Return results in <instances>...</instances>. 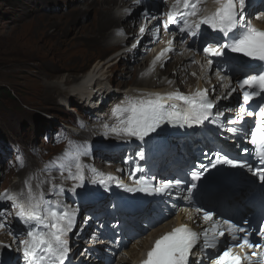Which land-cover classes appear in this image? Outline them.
I'll use <instances>...</instances> for the list:
<instances>
[{
    "label": "snow or ice",
    "instance_id": "1",
    "mask_svg": "<svg viewBox=\"0 0 264 264\" xmlns=\"http://www.w3.org/2000/svg\"><path fill=\"white\" fill-rule=\"evenodd\" d=\"M206 2L172 0L168 4V0H164L168 11L161 16L166 19L147 12L144 13V19L148 23L161 20L151 30L157 39L161 27L168 31L170 26H174L167 47L152 61L150 71H155L157 64L163 67L167 62V54L176 51L174 41L177 35L182 38L181 43L185 42V35L203 37L206 33L201 31L202 26L219 34L212 37L213 42L207 39L202 42L201 51L205 63L196 60L193 52L189 64L184 66L199 65L203 80L211 87L197 86L188 93L177 89L167 93L150 92L127 96L110 109V123L104 124L105 134L127 140L135 138L143 144L153 134L159 135L166 124L191 128L207 121L250 144L251 148L244 147L241 151L245 156L254 155L261 166L254 168L247 160L230 157L221 149L213 153L214 159L209 158L207 165L200 163L182 175L158 183H152L156 180L155 176L140 175L138 178L133 177L134 186H128L117 177L86 164L83 158L89 155L87 145L72 146L70 142V147L61 156L45 166L49 173L53 169L59 172L61 183H56V177L50 175L46 179L29 177L20 192L0 193V203L10 204L15 210V217L24 226L22 233L13 234L9 230L14 242L18 241L17 250L22 252L24 264H65L71 251L68 234L75 226L79 209L66 205L60 197L66 191L75 194L77 189L84 187L88 172L92 174L90 182L93 184L99 183L107 188L110 183H117L125 191L133 193L171 196L172 191L176 190L179 196L187 185L182 199L190 205L193 203V194L198 191V183L218 165L246 168L264 183V28L253 23V20H264V12L249 15L246 8L250 0H212L216 7L211 12L203 6ZM135 3L139 5L141 0H135ZM146 30L147 25L139 28L141 36ZM188 50L192 52V49ZM227 53L238 54L258 64H244ZM213 58H216L215 61ZM225 64L232 69L229 74H225ZM238 72H243L242 78L237 75ZM191 75L196 76L197 73L192 72ZM213 76L215 84L212 83ZM167 83L172 85L174 81L168 80ZM234 93L237 95L233 96ZM230 99L233 106L221 103ZM232 113V116L226 115ZM246 117L253 119L249 122ZM135 155L139 160L146 159L143 147ZM134 172L143 173L144 169L137 165ZM33 179L38 180L35 188ZM64 181H70L71 186L65 188ZM44 184L49 185L48 191L54 194V199L45 198ZM179 211L181 209L173 204L164 219ZM194 213L196 219L189 214L187 220L192 221L195 228L189 223H182L163 234L155 240L141 264H264V224L257 232L259 240H252L253 230L242 226L249 224L247 219L234 222L232 218H224L222 214L218 215L217 211L206 209L204 205L195 207ZM10 215L12 213L7 208L0 209V230L10 228L7 222ZM163 222L161 219L155 223ZM21 235L25 238H21Z\"/></svg>",
    "mask_w": 264,
    "mask_h": 264
},
{
    "label": "rangeland",
    "instance_id": "2",
    "mask_svg": "<svg viewBox=\"0 0 264 264\" xmlns=\"http://www.w3.org/2000/svg\"><path fill=\"white\" fill-rule=\"evenodd\" d=\"M85 1L0 0V193H4L5 191H15L14 193H17L16 189L19 191L23 190L25 188V180L29 177L46 179L50 175L51 177H56V183H61L59 172L53 169L49 173L45 166L61 156L70 147V142L72 146L87 145L89 155L83 158L84 162L90 166H94L105 174H109L104 172L105 170L110 169L114 171L110 165H119L117 161L115 163L114 161H110L111 159L122 158L123 160L124 154L127 155V152L110 155L111 148L109 146L112 142H98L100 139L90 132V127L100 128L103 126V118L96 116L90 109L87 110L85 104L81 101L83 98L73 96L72 101H69L67 104L62 103V93L46 84V82L49 83L60 79L64 81L67 74H71L70 76L76 75L78 76L77 79H80L97 60L105 59L106 57L112 59L117 55L111 53L117 50L120 45H112L113 43L110 42L112 41V34L110 32L113 33L112 29L116 25H128L127 22H125L126 24L120 20L118 22V16L116 15L121 8L122 0L105 3L113 11V19H111L105 30V41L109 45H112V47L106 45V43L95 44L92 37H89L98 31V14L94 9L85 8ZM102 1L98 0L97 5L101 4ZM262 1L250 0L249 5H251V8L256 7L253 14L264 9V4H260ZM157 2L160 3V1ZM126 4L123 3L122 7L126 6L128 8L129 5ZM78 5L82 6L81 11L74 10ZM164 6L165 4L162 3L161 7L164 8ZM61 21H66V24L69 23L67 21L71 23L70 28L72 29L69 28L65 35L59 34L61 29L57 26V23ZM87 23H90L91 26L89 30L84 31L85 36L76 38L74 35L78 27ZM156 25L158 24L156 23ZM135 29L136 24L133 27L130 42L134 39H137L136 41L139 40L136 34H133ZM162 34L158 35L159 39H157L152 32L150 36L154 40L151 41L150 47H157L160 44ZM65 39L68 40L60 42V40ZM70 39L72 40L71 42H69ZM186 47L191 49L189 45ZM105 49L109 50L106 53H101ZM140 49L139 53L136 51L135 55L133 54L132 56L131 54L129 58H125L121 63H117L112 67L109 71V77L102 81L104 83L108 81L105 87L110 88V90L124 89L131 86L133 81L140 77L146 67L144 64L148 62L146 58L150 52L145 49L144 45ZM130 50H133V47ZM184 54L189 53H186L182 49L173 53V56L167 60V63L163 67V71L167 72L168 66L173 63L176 56ZM198 54L201 55L200 53ZM73 56L84 59H88L91 56L96 57H92V59L86 62L84 68L79 69L71 65V67L68 66L69 62L67 58H72ZM136 57H139V59L136 60ZM60 65L68 67L65 70L66 72L60 71L55 73L60 68ZM191 69L192 66L187 67L185 71L188 73ZM197 75L194 76V83L183 85L178 90L188 93L197 86L201 88L211 87V85H207L205 82L199 83ZM124 80H127L126 83L121 84V81ZM167 81L168 79L163 80L162 86H165ZM192 86L193 89H190ZM235 95L236 93L233 96ZM52 97L53 99H51ZM229 102L232 103V100L227 101V103ZM69 122L77 125L72 129L73 131ZM101 141H106V139ZM125 141L131 143L130 140ZM132 146L137 148V145ZM95 153L100 157H97ZM94 159L97 162H94ZM21 160L23 166H21ZM87 175L88 179L85 181L83 194H87V192L92 193V190L95 189H98V191L109 189L108 187L105 189V186L99 183H91L90 181L93 178L91 172H88ZM37 183V179L32 180L34 188ZM64 186L65 188L70 187L69 182L64 181ZM43 188L46 191L49 185L44 184ZM69 193L68 191L64 193L66 201L63 198L64 195L60 199L65 204L67 203L66 205L77 208L80 200L69 197ZM81 204L85 207L81 210V214L80 212L78 214L81 216V220H84L88 216L84 214H87L85 212L89 208L86 205L89 204L86 201H81ZM4 208H7L12 214L15 211L10 207V204L0 203V209ZM7 222L12 228L16 227L17 230L21 228L18 224L19 221L13 215L8 216ZM88 225L90 227L85 228V235L77 237L79 239L77 242L80 241L81 246L88 240L86 235L87 230H91V223L85 222L83 225V228ZM149 229H147L145 234L150 233ZM9 230L10 228L0 230V249L4 250L7 248L3 245H10V248L7 250L13 249L16 251L18 245L15 244L16 247H14L7 242ZM133 242V240L129 242V245L117 254H115L116 252L112 253L109 257L105 255V260L102 264H117L119 259H121L122 251L130 249ZM79 245L76 246L79 247ZM74 247L72 248L74 249ZM78 247L74 249V253L80 254L81 252ZM16 252L20 251L17 250ZM87 255H82L84 261L92 256L88 253ZM98 255H100V252ZM113 255H115L113 260L109 261ZM91 258L93 259V257Z\"/></svg>",
    "mask_w": 264,
    "mask_h": 264
},
{
    "label": "bare ground",
    "instance_id": "3",
    "mask_svg": "<svg viewBox=\"0 0 264 264\" xmlns=\"http://www.w3.org/2000/svg\"><path fill=\"white\" fill-rule=\"evenodd\" d=\"M97 1L98 0H86L85 1V8L94 9V11L98 14V27H99L98 31L89 36L90 38L92 37V39L94 40V43L95 44H97V43L98 44L99 43L105 44L106 43V45L111 46V47H112V45L121 44V43H123V41L121 40L120 36H122L123 34L132 33L133 32V24H135L138 21L139 22L138 27H136L133 34L134 35L136 34V36H137V38H139V40L137 42L136 41L137 39H134V40L132 39L133 40L132 42L135 43L136 46L133 47V50H127L126 51L124 48H126L128 46V44L122 45L120 48H118L113 53H111V54H115V55L117 54L114 58L109 59L106 57L105 59L97 60L94 63V65L85 73V75L80 77V79H77L78 76H76V75L70 76L71 74H69V75L67 74L64 81H63V79H60V80H55V81L49 82V83L46 82V84H48V86L52 87L54 90H57V91L59 90L60 93H62V95H63L62 96V103L67 104L69 101H72L73 96H79L80 98H83V99H81V101L83 102V104H85V107L87 108V110L91 109L96 116L100 115V117L103 118V122L101 121L103 126L100 125L101 126L100 128L90 127L89 128L90 132H92L100 140L106 139V141L108 142V141H114V140L122 139V138H118V137L113 136V135H106L105 134L106 129L104 128V124L110 123V119H109L110 109L115 104L121 102L125 97L135 96V95H138L140 93H150V92L167 93V92L177 90L180 87H182L183 85H190V84L194 83L195 77L191 75V73L193 71L197 72V74H198L197 76L199 77L198 78L199 83L205 82V81L202 78V71H201V68L199 65L192 64L191 65L192 69L190 70V72L187 73L185 71L186 68L184 66L189 64L190 58H191L193 52L191 54L189 52V54H184V55H181L178 57L176 56L173 63H171L168 66L166 73L163 71L164 70L163 67L165 66V64L167 62L164 63L163 67H161L160 64H157L155 67V71H150V69L152 67V61L155 59V57L164 48L167 47V41L169 39H171L170 34H168L167 31H164L163 28H161L160 33H158V35L163 33L161 40H160L161 41L160 44L157 47H153V46L150 47L152 44L151 41L154 40L153 37L150 36L153 32L151 30L156 25V23L159 25V20L158 21L154 20L151 23H148L144 19V15H143L141 17H138L137 20H132L131 22L127 21L128 25H120V23H119L120 26L116 25L118 28L115 27V29H113V32L114 33L116 32L117 34L120 33V35H114L113 36L114 38L112 37V39H114L113 44L109 45V43L107 41H105V34H106L105 30H106V27L108 26V24L111 22V19H113V11H112V8L110 6L105 5V3L114 2L115 0H103L101 2V4H99V5H97ZM157 1H160V3ZM123 3H127V4L131 3V5H130L131 7L129 6L128 8L133 7L134 11H136V12L139 10L140 7H142V6L145 7V5L148 4V6H147L148 8H150V9H151V7L154 8L150 13L148 11V14L149 15H155L156 11L159 7V4H161V0H141V3L139 5H137L135 3V0H122L121 8L118 10L116 15L118 16V18H117L118 22L120 20L122 23H125L123 20L125 19V15H126L128 8H126V6L122 7ZM162 3H164V2L162 1ZM171 3H172V0H168V4H171ZM203 6L206 7L209 12L213 11L216 7V5L212 2V0H207L206 4ZM246 9L251 12L252 11L251 5H249ZM255 9L256 8H253V10H255ZM74 10L75 11H81L82 6L78 5L76 8H74ZM142 12H146L145 9ZM261 12L262 11H259V13H261ZM133 13L135 14V12H133ZM259 13L257 12L256 14H259ZM155 16H158V15H155ZM253 21L257 25L264 26V20H261V21L253 20ZM67 22H69V23L66 24V21H63V22L61 21L60 23H57V26L61 29L59 34L61 33V34L65 35L67 30L70 28L71 23H70V21H67ZM145 25H147L148 30H146V32L141 36L138 29L141 26H145ZM90 26H91L90 23H87V24H84V25L78 27L74 36L76 38H79V37L81 38V37L85 36L84 31L87 29L89 30ZM70 29H72V28H70ZM121 30H123V31H121ZM130 37H132V36H130ZM66 40H68V39L60 40V42L61 41L64 42ZM71 41L72 40L70 39L69 42H71ZM180 41L181 40H180L179 36H177L176 40L174 41V45L176 48L175 52H177V50H181V48H182L181 44L185 45L184 43H181ZM142 45H144L145 49L149 50L150 52H149L148 57L146 58L148 62L145 64L143 63L146 67L142 71L140 77L136 78L133 81V84L131 86L126 87L124 89H119V90L111 89L110 90V88L105 87L106 83H108V81H106L105 83L102 81L106 80L109 77V71L112 69V67L117 63H121L125 58H129V56L131 54H132V56H133V54L135 55L136 51H137V53H139L141 50L140 47ZM108 50L109 49H107V50L105 49V50L101 51V53H106ZM175 52L168 53L165 59L169 60V58H171L173 56V53H175ZM194 52L197 53V55H195V59L200 61L201 64H203L205 61L204 55L203 54L199 55L196 50H194ZM68 56H69V54H68ZM92 57L95 58L96 56H91L88 59H84V58H81L78 56H73L72 58H67L68 62H69L68 66L71 65L74 68L76 67V68L82 69L85 67L86 62L88 60L92 59ZM137 59H139V57H136V60ZM67 68L68 67L60 65V68L57 69L55 71V73L60 72V71H65V70H67ZM173 73H175V75H173ZM209 75H211V73H209ZM166 79L174 81V83L172 85H170V89L168 91H166V89L169 86L168 83L165 86H162L163 80H166ZM126 81L127 80L121 81V84H125ZM212 83L215 84L216 81H214L212 79ZM207 85H209V84L207 83ZM190 89H193V86L190 87ZM51 99H53V97ZM229 101H231V100H229ZM97 103H99L100 106H96L95 108H93L92 105L97 104ZM230 103H227V101H226V104L228 106H231ZM95 110H98V111L96 112ZM207 123L208 122L206 121L203 124L202 132H207V133L211 132L213 135L216 136V138H219L218 133L216 131L210 129L209 126L207 125ZM198 134H199V130L197 133H194L192 136H190L189 141H185L187 147H189L190 145H192L194 143L193 140L198 139ZM224 135H226V133ZM133 139H135V138H132L131 140H133ZM139 143L142 144L140 141H139ZM155 143H156V141H155L154 135H153L152 137L147 138V141L145 143H143L142 145H143V148L147 149V148H151ZM176 151H177V146H175L174 142L172 141L166 149V152H167L166 156L167 155H169V156L168 157L164 156L161 160H158L157 165H161L166 158L167 159L170 158V154H172ZM177 152H178L179 157L183 158V162H185L188 158L189 150L187 149L186 152H181L180 148H178ZM93 161L97 162L95 159ZM183 164L184 163L181 162L176 167L180 168L183 166ZM119 166H120V164L119 165H116V164L110 165V167L112 169H115V170H116V168H119ZM115 172L119 173L118 170H116ZM67 182H69V185L71 186V182L70 181H67ZM112 184L113 183L109 184L108 190L105 188L107 192L104 189H102L104 191H102V190L98 191V189H95V190H92V193L87 192V194H83L82 192L84 191V187L77 189L76 192H79V193L73 194L70 192L68 194L69 197H72V198L74 197V198H77L79 200H81V198L84 196L90 197L89 199L90 200L93 199V201L97 200V199L99 200V202L93 204V206H92L93 208L91 207V205L87 206V208H89L88 209L89 212L92 213V215L88 214L86 219L81 220V216L78 214L79 213V211H78L75 220L78 219L79 223H80V221H83V223H82L83 225L85 222L91 223V220L93 219L94 214L97 213L98 211H102V208L106 204L107 199L109 197L112 198L111 196L114 194V191L112 190ZM44 192H45V198L46 199H54L53 193L48 192V190H46ZM185 193H186V191H185ZM171 196H173V195H171ZM63 198L66 201L65 195ZM161 200H163V199H161ZM179 200H182V199H179ZM158 203H156V205ZM155 206L151 209V210H153L152 214H148L146 216V222L150 221L149 223L152 224V222H156L159 219H163L164 222L158 223L155 227L150 228V233H148V234H145L146 232H144V230L142 228V224L140 222L138 225L139 230L137 232L133 231L131 233V234H134V236L132 238V240L134 241L133 244L131 245L130 249H124V251H122V255L120 256L121 259H119L117 264H139L142 255H144L149 250V248L153 244V241L156 239V237L161 236L165 232L172 229L177 223L180 222L181 218L183 220H187V216L189 215L187 212L192 211L191 214L193 215L194 219H196L195 213H194L195 207H192L189 211H187L186 215H184L185 212L183 210L179 211L181 216L178 217V219L176 221H174L173 216H170L167 219H164V217L167 215V213L170 212L172 203L165 202V203L158 204L156 206V208H155ZM14 213H15V211L12 214L13 216H15ZM112 216L113 217H116V216L120 217L121 213H119V212H117L116 214L112 213ZM190 222L192 223V221H190ZM197 223H199L198 219H197ZM18 224H19V227H21L19 230L14 229L10 226V230L12 231L13 234L21 233L22 229L24 228V226L21 225L20 222ZM193 225L196 227L195 224H193ZM127 226L129 227V225H127ZM89 227L90 226L88 225V226L84 227L83 230H78V231L76 229L74 231V236L71 239L78 241L79 239L77 237L84 236L85 235V228H89ZM124 229H125V227H124ZM146 231H147V229H146ZM139 235H140V237H138ZM7 237H8L7 242L9 244H11L12 246L16 247L14 240H13V236L7 235ZM69 242H70V240H69ZM91 243H92L91 239L88 238V240H86L84 244L89 245ZM128 245H129V242H125L123 248L127 247ZM80 246H81V243H80ZM8 248H10V247H7L4 250L0 249V253L3 255L2 256L3 259H0V264H3L4 261H7V259H5V258L8 256H10L13 259V261L7 262L6 264H14V262L16 261L15 259L18 258L17 252H16L17 250L16 251H14L13 249L7 250ZM72 252L73 253L75 252V250L73 248H72ZM74 254H76V253H74ZM110 254H112V253H108L105 255L107 257H109ZM82 255H84V254H81V256ZM85 255H87V254H85ZM105 255L104 256H102L101 254L98 255V259L96 257L91 256V257H93V259H92L89 255L90 258L88 260H86L85 262L87 264H102V262H104V260H105ZM114 256L115 255H113V257L110 258L109 261H112ZM85 262H84V260H82L83 264H86Z\"/></svg>",
    "mask_w": 264,
    "mask_h": 264
}]
</instances>
